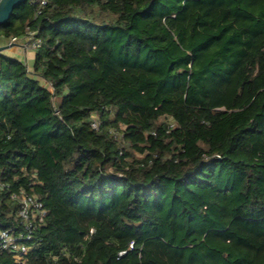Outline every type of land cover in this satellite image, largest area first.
<instances>
[{
  "label": "trees",
  "instance_id": "1",
  "mask_svg": "<svg viewBox=\"0 0 264 264\" xmlns=\"http://www.w3.org/2000/svg\"><path fill=\"white\" fill-rule=\"evenodd\" d=\"M41 1L0 26L41 40L0 53V230L47 215L0 264H264V0Z\"/></svg>",
  "mask_w": 264,
  "mask_h": 264
},
{
  "label": "built area",
  "instance_id": "2",
  "mask_svg": "<svg viewBox=\"0 0 264 264\" xmlns=\"http://www.w3.org/2000/svg\"><path fill=\"white\" fill-rule=\"evenodd\" d=\"M46 4V0L41 1L42 6ZM25 39L28 42L27 45L31 46L33 50L40 47L41 40L36 38L34 32H29L25 36ZM16 40L12 39L13 42ZM100 125L97 119L92 123V127L95 130H99ZM7 189H9V186L0 181V191ZM12 199L19 205L18 215L21 220L22 229L19 231L0 230V250L11 252L18 262H25V258L30 251L27 242L32 240L37 224L44 221L47 212L43 203L35 195L28 194L24 191L12 192Z\"/></svg>",
  "mask_w": 264,
  "mask_h": 264
},
{
  "label": "crops",
  "instance_id": "3",
  "mask_svg": "<svg viewBox=\"0 0 264 264\" xmlns=\"http://www.w3.org/2000/svg\"><path fill=\"white\" fill-rule=\"evenodd\" d=\"M0 39L3 40L6 47L8 46L2 52L4 55L25 62L29 70L32 69L35 60V51L31 48V46L27 45L28 42L25 38L17 39L15 42L12 40Z\"/></svg>",
  "mask_w": 264,
  "mask_h": 264
},
{
  "label": "water",
  "instance_id": "4",
  "mask_svg": "<svg viewBox=\"0 0 264 264\" xmlns=\"http://www.w3.org/2000/svg\"><path fill=\"white\" fill-rule=\"evenodd\" d=\"M24 1L26 0H0V26L10 19L14 10ZM7 47H0V53Z\"/></svg>",
  "mask_w": 264,
  "mask_h": 264
},
{
  "label": "rangeland",
  "instance_id": "5",
  "mask_svg": "<svg viewBox=\"0 0 264 264\" xmlns=\"http://www.w3.org/2000/svg\"><path fill=\"white\" fill-rule=\"evenodd\" d=\"M6 47V44L3 42V40L0 39V47Z\"/></svg>",
  "mask_w": 264,
  "mask_h": 264
}]
</instances>
